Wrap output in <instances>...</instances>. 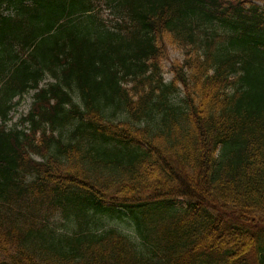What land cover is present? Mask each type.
<instances>
[{"label":"trees","instance_id":"16d2710c","mask_svg":"<svg viewBox=\"0 0 264 264\" xmlns=\"http://www.w3.org/2000/svg\"><path fill=\"white\" fill-rule=\"evenodd\" d=\"M258 2L0 0V264H264Z\"/></svg>","mask_w":264,"mask_h":264},{"label":"rangeland","instance_id":"374dc122","mask_svg":"<svg viewBox=\"0 0 264 264\" xmlns=\"http://www.w3.org/2000/svg\"><path fill=\"white\" fill-rule=\"evenodd\" d=\"M181 60L182 53L179 50L175 48L167 49L166 56L161 60L162 72L166 81H169L172 78V65L175 63L177 64ZM46 82H48V80L45 81V83ZM32 95L33 92L28 93L14 107L10 113V122L8 123V128H13L15 126L21 128L18 126L19 120L29 111L32 103ZM34 160L39 161L40 159L38 157H34Z\"/></svg>","mask_w":264,"mask_h":264}]
</instances>
